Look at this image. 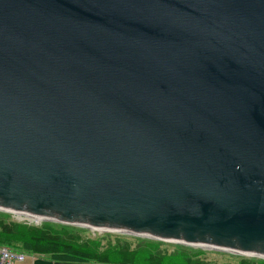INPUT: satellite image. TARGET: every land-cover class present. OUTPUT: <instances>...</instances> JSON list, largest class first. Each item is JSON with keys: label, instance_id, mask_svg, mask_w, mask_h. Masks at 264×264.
<instances>
[{"label": "water", "instance_id": "obj_1", "mask_svg": "<svg viewBox=\"0 0 264 264\" xmlns=\"http://www.w3.org/2000/svg\"><path fill=\"white\" fill-rule=\"evenodd\" d=\"M0 212L264 258V0H0Z\"/></svg>", "mask_w": 264, "mask_h": 264}, {"label": "trees", "instance_id": "obj_2", "mask_svg": "<svg viewBox=\"0 0 264 264\" xmlns=\"http://www.w3.org/2000/svg\"><path fill=\"white\" fill-rule=\"evenodd\" d=\"M85 230L46 221L41 226L14 221L9 213L0 212V246L10 249L50 255L63 262L101 264H206L204 253L192 251L179 244L168 252L162 241L135 236L111 235L87 237ZM119 235V234H118ZM134 243H138L135 245ZM164 246H167L164 248ZM180 249L181 252H178ZM252 259L241 258L239 264H255Z\"/></svg>", "mask_w": 264, "mask_h": 264}, {"label": "rangeland", "instance_id": "obj_3", "mask_svg": "<svg viewBox=\"0 0 264 264\" xmlns=\"http://www.w3.org/2000/svg\"><path fill=\"white\" fill-rule=\"evenodd\" d=\"M10 218L14 221H17V219H15L13 217V215L9 214ZM18 222V221H17ZM45 222V221H44ZM44 222L39 223L37 226H41ZM57 224V223H56ZM82 230H85V234H87V237L91 238V237H96L97 235H111L112 238L107 237L106 239H108V243H112L114 244L115 242V237L114 236H121L122 234L118 233H110V232H96L94 230H91L89 228H80V227H76ZM122 236H128V235H122ZM137 237V236H135ZM137 238H142V239H150V238H144V237H137ZM154 240V239H152ZM165 244L168 245L164 246V248H168L166 249L168 252H172L174 251V246L172 245H176L177 243H169V242H163ZM135 245H137L138 243H134ZM181 245V244H179ZM181 246H186V245H181ZM189 247L192 251H201L204 253L203 258L204 261L206 262V264H239V260L241 258H248V259H252L254 260L256 263L255 264H264V258L258 257V256H247V255H237V254H232V253H228L225 251H218V250H213V249H208V248H201V247H193V246H186ZM178 252H181L180 249Z\"/></svg>", "mask_w": 264, "mask_h": 264}, {"label": "built area", "instance_id": "obj_4", "mask_svg": "<svg viewBox=\"0 0 264 264\" xmlns=\"http://www.w3.org/2000/svg\"><path fill=\"white\" fill-rule=\"evenodd\" d=\"M13 215L18 222H22L28 225H38L45 220L33 217L27 214H22L19 212L9 213ZM46 222V221H45ZM26 259V254L21 251H16L5 246H0V264H16L23 262Z\"/></svg>", "mask_w": 264, "mask_h": 264}, {"label": "crops", "instance_id": "obj_5", "mask_svg": "<svg viewBox=\"0 0 264 264\" xmlns=\"http://www.w3.org/2000/svg\"><path fill=\"white\" fill-rule=\"evenodd\" d=\"M26 259L16 264H101V263H82V262H63L53 259L50 255H40L35 253H26Z\"/></svg>", "mask_w": 264, "mask_h": 264}, {"label": "bare ground", "instance_id": "obj_6", "mask_svg": "<svg viewBox=\"0 0 264 264\" xmlns=\"http://www.w3.org/2000/svg\"><path fill=\"white\" fill-rule=\"evenodd\" d=\"M41 219V218H40ZM91 230H94V231H96L97 229H91ZM198 247H200V246H198ZM201 248H208L209 249V247H207V246H201Z\"/></svg>", "mask_w": 264, "mask_h": 264}]
</instances>
